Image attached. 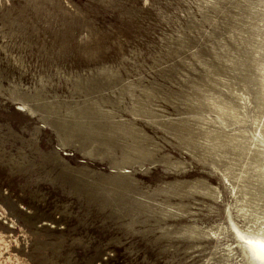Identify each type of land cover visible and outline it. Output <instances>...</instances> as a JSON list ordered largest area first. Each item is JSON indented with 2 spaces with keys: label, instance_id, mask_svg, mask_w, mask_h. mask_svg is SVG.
<instances>
[{
  "label": "rangeland",
  "instance_id": "obj_1",
  "mask_svg": "<svg viewBox=\"0 0 264 264\" xmlns=\"http://www.w3.org/2000/svg\"><path fill=\"white\" fill-rule=\"evenodd\" d=\"M262 68L264 0H0V264H245Z\"/></svg>",
  "mask_w": 264,
  "mask_h": 264
},
{
  "label": "bare ground",
  "instance_id": "obj_2",
  "mask_svg": "<svg viewBox=\"0 0 264 264\" xmlns=\"http://www.w3.org/2000/svg\"><path fill=\"white\" fill-rule=\"evenodd\" d=\"M258 76V89L261 96L260 98L263 101L264 106V68L259 70ZM209 104L213 106L212 108L215 110V114L219 123L225 124L226 118L231 120V122L233 121L234 123L243 122V119L238 116L233 107L212 100H209ZM256 116L257 115L255 113V140L251 142V144L264 147V115L262 114L260 116ZM203 136L205 141H207L206 144H204L205 146H202L203 148H205L204 151H207L208 149L213 155H216L217 151H221V149L227 146H231L238 150H241L243 148L242 143L234 136H226V138L223 140L219 135L211 134V132H209L208 130L203 132ZM238 155L239 157L243 155L241 157L242 159H238L241 160L239 162L242 165H247L249 163L253 165L252 167H258L260 164H262L259 163L258 165V161L254 159L251 160V157H248L247 153L243 154L241 152ZM249 160L251 161L248 162ZM228 165L225 167L226 172H228V169L230 168L228 167ZM261 166L264 167V162ZM240 172L245 173L246 170H240ZM254 175L262 177L260 186L264 187V171L263 173L259 172ZM237 180L241 183L246 182V179L239 178V175L237 176ZM221 182L224 184L229 183L231 185L230 193H232L234 196L239 191V189H235L238 182H230L226 173H223ZM252 188H250V192L248 190H243L242 198H236V217L233 216L230 209H225L224 207L223 214L226 218V225L229 231V234L225 236V238L227 241H230V243L227 244V249L231 250L234 247L238 248L240 256L242 257V260L245 264H264V207H259L258 204H254L252 201L254 198L259 199L260 197H262L261 195L263 190Z\"/></svg>",
  "mask_w": 264,
  "mask_h": 264
}]
</instances>
